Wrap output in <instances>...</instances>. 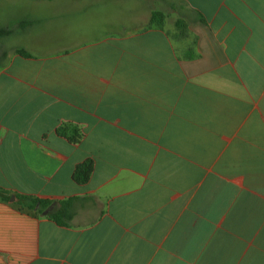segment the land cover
<instances>
[{"label": "crops", "instance_id": "obj_1", "mask_svg": "<svg viewBox=\"0 0 264 264\" xmlns=\"http://www.w3.org/2000/svg\"><path fill=\"white\" fill-rule=\"evenodd\" d=\"M0 27V264H264V0H0Z\"/></svg>", "mask_w": 264, "mask_h": 264}, {"label": "trees", "instance_id": "obj_2", "mask_svg": "<svg viewBox=\"0 0 264 264\" xmlns=\"http://www.w3.org/2000/svg\"><path fill=\"white\" fill-rule=\"evenodd\" d=\"M163 18H164V13H162L161 11H154L152 14V23L154 24L159 23L160 21H162ZM10 33H11L10 30L0 27V39L8 36ZM18 52L24 56H28V53L24 49H20L18 50ZM71 128H74L72 124L64 123L59 127V133L70 140L77 141L82 136V133L79 131L78 128H75V131H72L73 132L72 134L70 132ZM93 170H94V160L92 158H89L76 166L73 172V178L77 183H86L90 179ZM18 198L23 200L25 203H27L30 209H34L39 203L38 199H34L27 196H19ZM56 219L60 223H63L58 215H56Z\"/></svg>", "mask_w": 264, "mask_h": 264}, {"label": "water", "instance_id": "obj_3", "mask_svg": "<svg viewBox=\"0 0 264 264\" xmlns=\"http://www.w3.org/2000/svg\"><path fill=\"white\" fill-rule=\"evenodd\" d=\"M12 198H15V196L13 195Z\"/></svg>", "mask_w": 264, "mask_h": 264}, {"label": "rangeland", "instance_id": "obj_4", "mask_svg": "<svg viewBox=\"0 0 264 264\" xmlns=\"http://www.w3.org/2000/svg\"><path fill=\"white\" fill-rule=\"evenodd\" d=\"M95 43H96V41H95Z\"/></svg>", "mask_w": 264, "mask_h": 264}]
</instances>
